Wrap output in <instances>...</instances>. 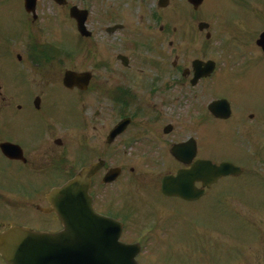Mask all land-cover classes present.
<instances>
[{
  "label": "flooded vegetation",
  "instance_id": "obj_1",
  "mask_svg": "<svg viewBox=\"0 0 264 264\" xmlns=\"http://www.w3.org/2000/svg\"><path fill=\"white\" fill-rule=\"evenodd\" d=\"M97 3L100 39L90 25ZM198 3L67 0L55 3L67 12L62 39L52 33L43 43L42 28L24 29L28 45L22 32L4 55L18 70L14 83L0 70V202L12 217L0 215V233L62 230L49 192L96 165L93 208L122 223L124 243L166 251L158 233L174 227L183 247L170 251H204L188 264H264V0ZM76 10L88 13L85 34ZM67 72L87 81L65 87ZM60 88L68 96L55 94ZM10 115L19 117V139ZM200 160L235 168L214 180L199 176ZM5 169L17 182L10 190Z\"/></svg>",
  "mask_w": 264,
  "mask_h": 264
},
{
  "label": "water",
  "instance_id": "obj_2",
  "mask_svg": "<svg viewBox=\"0 0 264 264\" xmlns=\"http://www.w3.org/2000/svg\"><path fill=\"white\" fill-rule=\"evenodd\" d=\"M37 1L26 0L28 12L36 13ZM56 1L65 3V0ZM75 16L80 29L84 31L86 18L79 11L75 12ZM66 75L67 87L72 86L73 80L80 83L87 81L69 73ZM198 78L197 75L196 80ZM79 86L83 87L81 84ZM118 129L113 136L120 132ZM232 167L228 163L218 166L209 161L197 164V168L213 170L212 175L216 179L227 175ZM93 170L95 167L86 169L79 175L76 182L82 190L69 183L49 196L53 200L54 210L61 216L63 231L57 234L36 233L14 227L0 235V255L8 264H138L136 257L140 251L135 245H126L120 241L121 224L97 214L91 205L88 191ZM199 176H209V173L203 172ZM164 191L169 192L166 184ZM70 195H74L76 200L71 210Z\"/></svg>",
  "mask_w": 264,
  "mask_h": 264
},
{
  "label": "rangeland",
  "instance_id": "obj_3",
  "mask_svg": "<svg viewBox=\"0 0 264 264\" xmlns=\"http://www.w3.org/2000/svg\"><path fill=\"white\" fill-rule=\"evenodd\" d=\"M125 0H116V2H120L119 6L121 3ZM131 1V0H130ZM125 7V6H124ZM100 13H101V3L96 5L95 8H93V17L94 20L91 22V26L93 29L96 31V39L102 38L104 35L101 31V26H100ZM136 12L133 13V18L134 21L137 20L136 18ZM28 15V14H27ZM25 9L23 8L21 0H0V70L3 68H6L10 71L11 75V83H14V72L18 71L14 67L13 61H10L7 59L5 53H7L9 47L11 45H15L18 40L21 39V34L23 32V37L22 40H24V45H28V36H27V31L25 32L24 24L31 27V24L33 23L32 21V16L28 15L27 17ZM38 15H39V22L40 25L39 27H44L43 29L45 31H40L38 32L40 34V40L44 43L48 41L49 37L51 36V32L55 35V39L59 40L61 37L62 39V30L66 28L65 23L67 22V12L63 11V9H59L58 7L55 6V3L53 0H42L39 5L38 9ZM30 20V21H29ZM38 22V21H37ZM37 22L34 24V27L37 25ZM49 27L52 28V31L50 32ZM38 28V27H36ZM24 30V31H23ZM27 30V29H26ZM70 35H68V38ZM67 41V40H66ZM96 43V42H95ZM54 45V43H52ZM98 49L100 50V44L97 43ZM61 47V46H57ZM67 48L66 46H64ZM27 47H20L15 49L14 51L17 53H21L25 56L24 52L27 51ZM27 58V55H26ZM29 64V61L28 63ZM66 64V63H64ZM93 67V66H91ZM67 68V66L65 67ZM64 69V68H62ZM57 71H60L58 67H56ZM17 85L19 86L20 84H23V87L26 89H29L28 85V79L23 76H19L17 78ZM27 83V84H26ZM26 84V85H25ZM15 87V85L13 86ZM58 90V89H57ZM220 91H226L220 90ZM60 92H64L63 95L68 96V92L63 91L62 88H60L55 94H58ZM10 120H11V125H10V130L9 134L14 135L18 139L20 138V122H19V117L17 115H10ZM111 125V122L108 121V127ZM114 161L117 162V160L114 158ZM3 160L0 157V163H2ZM121 163H127L125 159L118 161ZM13 169H5L3 172L4 178H8L11 182H5L4 186L10 190L11 188H15L17 186V182L15 179L12 178L11 172ZM7 190V191H8ZM8 193H11V191H8ZM8 196V195H6ZM6 205H3V202H0V214L2 217H8L12 218L8 209L6 208ZM155 208H150L149 213L153 212ZM12 214V213H11ZM13 215V214H12ZM220 216V222L218 223V228H226L225 224H221V222H224L225 220L221 219L222 215ZM174 227H171L170 230H167L165 232H157L158 235H163L165 236V249L166 251H142L141 255V262L140 264H188L189 258L192 257L195 260L199 261L201 260V255L204 253V251H170L174 246L177 248H182L183 247V242L180 241L178 238V228L173 229ZM232 231L234 234L240 233L242 231L237 230H229L228 232ZM185 232L189 234V230L185 229ZM228 232L226 233V237L228 235ZM157 235V234H156ZM246 235V234H244ZM241 235V236H244ZM191 241V240H187ZM225 246V243H223ZM160 247L163 248V246L159 245ZM226 256H224L223 263H226Z\"/></svg>",
  "mask_w": 264,
  "mask_h": 264
}]
</instances>
